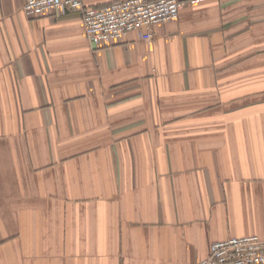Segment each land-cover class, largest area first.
<instances>
[{"label": "crops", "instance_id": "0c3cea01", "mask_svg": "<svg viewBox=\"0 0 264 264\" xmlns=\"http://www.w3.org/2000/svg\"><path fill=\"white\" fill-rule=\"evenodd\" d=\"M24 1L0 0V264H192L264 238V0H181L99 48L80 10Z\"/></svg>", "mask_w": 264, "mask_h": 264}, {"label": "built area", "instance_id": "2783aa9c", "mask_svg": "<svg viewBox=\"0 0 264 264\" xmlns=\"http://www.w3.org/2000/svg\"><path fill=\"white\" fill-rule=\"evenodd\" d=\"M181 0H114L88 5L84 0H25L30 17L80 10L85 33L96 47L111 46L131 31L153 38L155 26L178 19ZM208 255L192 264H264V238L259 235L231 236L210 245Z\"/></svg>", "mask_w": 264, "mask_h": 264}]
</instances>
